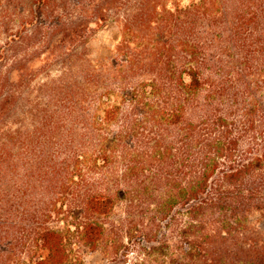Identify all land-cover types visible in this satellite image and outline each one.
<instances>
[{
	"label": "trees",
	"instance_id": "trees-1",
	"mask_svg": "<svg viewBox=\"0 0 264 264\" xmlns=\"http://www.w3.org/2000/svg\"><path fill=\"white\" fill-rule=\"evenodd\" d=\"M56 62L0 140V264H86L121 228L141 264H264V0H0V125ZM138 203L149 237L113 216Z\"/></svg>",
	"mask_w": 264,
	"mask_h": 264
},
{
	"label": "rangeland",
	"instance_id": "rangeland-1",
	"mask_svg": "<svg viewBox=\"0 0 264 264\" xmlns=\"http://www.w3.org/2000/svg\"><path fill=\"white\" fill-rule=\"evenodd\" d=\"M119 36V29L114 25H110L103 30L97 31L96 34L92 36L87 47L91 58L96 60H110ZM39 73L40 74L37 75L38 77L34 80V82H31L22 88L23 96L21 97V103H18L9 115H7L6 121H4L6 123V125L4 124L5 127L4 125H0V140L2 139L3 132H8L7 135L11 139L12 136L19 130H32L34 122H32L29 115L25 114V112H28L30 109L27 101L32 103H42V105L45 106L46 98L41 94L40 89L52 80L60 79L62 77V68L59 62H56V64H54V66L47 71L42 70ZM21 104H23V110H21ZM113 216L115 219L122 221L124 223L123 227H126V229L128 228V230H131L133 229L132 227L136 226L139 229L138 233H136L137 236L143 237L145 234L148 236L152 231L150 224L148 223L151 220L150 218H152V214L146 208L142 209L140 203H138L134 209L130 210H128L125 206L120 207L116 210ZM125 232L126 230L123 228L116 232V235L113 237L116 244L115 247L104 244L99 252H88L85 258L86 264L144 263V257L140 250L142 245H138L140 240L138 241L136 239L132 244H128L125 240ZM122 242L125 245H128V249L120 247Z\"/></svg>",
	"mask_w": 264,
	"mask_h": 264
}]
</instances>
